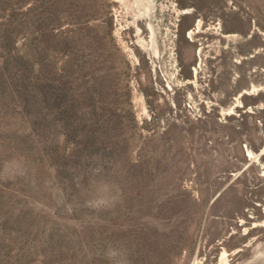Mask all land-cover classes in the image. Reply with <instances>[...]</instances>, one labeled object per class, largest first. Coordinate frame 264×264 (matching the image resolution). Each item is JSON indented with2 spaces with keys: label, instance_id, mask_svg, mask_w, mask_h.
Returning <instances> with one entry per match:
<instances>
[{
  "label": "rangeland",
  "instance_id": "1",
  "mask_svg": "<svg viewBox=\"0 0 264 264\" xmlns=\"http://www.w3.org/2000/svg\"><path fill=\"white\" fill-rule=\"evenodd\" d=\"M0 264H264V0H0Z\"/></svg>",
  "mask_w": 264,
  "mask_h": 264
},
{
  "label": "bare ground",
  "instance_id": "2",
  "mask_svg": "<svg viewBox=\"0 0 264 264\" xmlns=\"http://www.w3.org/2000/svg\"><path fill=\"white\" fill-rule=\"evenodd\" d=\"M187 13H188V11H183V12H182V14H187ZM198 24H199V23H198Z\"/></svg>",
  "mask_w": 264,
  "mask_h": 264
}]
</instances>
